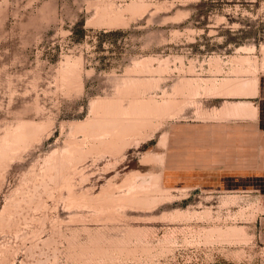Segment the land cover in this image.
I'll return each mask as SVG.
<instances>
[{
    "label": "rangeland",
    "instance_id": "rangeland-1",
    "mask_svg": "<svg viewBox=\"0 0 264 264\" xmlns=\"http://www.w3.org/2000/svg\"><path fill=\"white\" fill-rule=\"evenodd\" d=\"M0 264H264V0H0Z\"/></svg>",
    "mask_w": 264,
    "mask_h": 264
},
{
    "label": "bare ground",
    "instance_id": "bare-ground-1",
    "mask_svg": "<svg viewBox=\"0 0 264 264\" xmlns=\"http://www.w3.org/2000/svg\"><path fill=\"white\" fill-rule=\"evenodd\" d=\"M239 107H240V106H239ZM237 108H238V107H237ZM237 108H236V111H237ZM242 108H243V107H242ZM231 109H232V108H231ZM231 109H230V110H231ZM238 109H239V108H238ZM247 109H248V108H247ZM227 110H228V109H227ZM232 110H234V108H233ZM242 110H244V109H242ZM251 110H252V108H251ZM244 111H245V110H244ZM247 111H248V110H247ZM249 111H250V109H249ZM252 111H255V110H252ZM233 112L235 113V111H233ZM238 112H239V111H238ZM238 112H237V114H239ZM240 112H241V111H240ZM228 113H229V112H228ZM234 113H233V115H234ZM241 113H243V112H241ZM245 114H246V112H245ZM235 115H236V114H235ZM240 115H243V114H240ZM228 116H229V114H228Z\"/></svg>",
    "mask_w": 264,
    "mask_h": 264
}]
</instances>
